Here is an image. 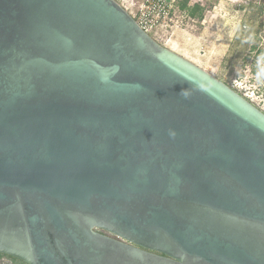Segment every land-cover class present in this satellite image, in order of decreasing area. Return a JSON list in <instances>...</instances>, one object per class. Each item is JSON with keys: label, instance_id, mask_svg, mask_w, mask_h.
Instances as JSON below:
<instances>
[{"label": "water", "instance_id": "1", "mask_svg": "<svg viewBox=\"0 0 264 264\" xmlns=\"http://www.w3.org/2000/svg\"><path fill=\"white\" fill-rule=\"evenodd\" d=\"M0 253L264 264V111L118 0H0Z\"/></svg>", "mask_w": 264, "mask_h": 264}, {"label": "rangeland", "instance_id": "2", "mask_svg": "<svg viewBox=\"0 0 264 264\" xmlns=\"http://www.w3.org/2000/svg\"><path fill=\"white\" fill-rule=\"evenodd\" d=\"M118 1L132 12L142 0ZM189 3L198 7L196 16L186 11L189 17L184 28L191 32L187 50L180 51L174 45H179L175 35L173 38L160 30L151 35L243 94L251 95V100L264 111V0H189ZM170 37L173 39L169 42ZM0 264L20 263L1 253Z\"/></svg>", "mask_w": 264, "mask_h": 264}, {"label": "built area", "instance_id": "3", "mask_svg": "<svg viewBox=\"0 0 264 264\" xmlns=\"http://www.w3.org/2000/svg\"><path fill=\"white\" fill-rule=\"evenodd\" d=\"M179 2L180 0H142L136 11L132 12L120 3L147 33L158 34L160 30L162 34L172 35L177 29L184 27L189 17L188 13L181 9ZM245 96L251 100V95Z\"/></svg>", "mask_w": 264, "mask_h": 264}, {"label": "crops", "instance_id": "4", "mask_svg": "<svg viewBox=\"0 0 264 264\" xmlns=\"http://www.w3.org/2000/svg\"><path fill=\"white\" fill-rule=\"evenodd\" d=\"M189 6L190 7H193L192 5H190L189 3ZM188 33H191L190 31H188L186 28H180V29H177L172 35L171 37H173L174 35L176 36V38H174L178 43L179 45L176 43L174 45H176L180 51L182 50H187V40L190 38ZM169 39V42L172 41L173 38ZM173 49V48H172ZM175 51V50H174ZM180 51H178L180 53ZM180 54H183V53H180ZM186 57V56H185Z\"/></svg>", "mask_w": 264, "mask_h": 264}, {"label": "trees", "instance_id": "5", "mask_svg": "<svg viewBox=\"0 0 264 264\" xmlns=\"http://www.w3.org/2000/svg\"><path fill=\"white\" fill-rule=\"evenodd\" d=\"M179 5L181 7L182 10L184 11H188V13L191 15V16H196V8L198 7V5H195L194 7H190L189 6V0H183L182 2H179ZM200 18H202V15L199 16ZM1 254V253H0ZM10 257H12L13 259H15L16 261H18L20 264H28L16 257H13L11 255H8Z\"/></svg>", "mask_w": 264, "mask_h": 264}, {"label": "flooded vegetation", "instance_id": "6", "mask_svg": "<svg viewBox=\"0 0 264 264\" xmlns=\"http://www.w3.org/2000/svg\"><path fill=\"white\" fill-rule=\"evenodd\" d=\"M101 232H103V233H106L107 235H110V236H114V235H112L111 233H109V232H106V231H103V230H100ZM124 242V241H123ZM6 255V254H5ZM25 262V261H24Z\"/></svg>", "mask_w": 264, "mask_h": 264}]
</instances>
